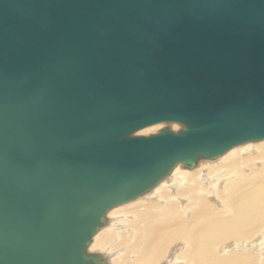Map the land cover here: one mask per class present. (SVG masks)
Instances as JSON below:
<instances>
[{"label": "water", "instance_id": "obj_1", "mask_svg": "<svg viewBox=\"0 0 264 264\" xmlns=\"http://www.w3.org/2000/svg\"><path fill=\"white\" fill-rule=\"evenodd\" d=\"M263 139L264 0H0V264H107L108 210Z\"/></svg>", "mask_w": 264, "mask_h": 264}, {"label": "bare ground", "instance_id": "obj_2", "mask_svg": "<svg viewBox=\"0 0 264 264\" xmlns=\"http://www.w3.org/2000/svg\"><path fill=\"white\" fill-rule=\"evenodd\" d=\"M257 141L192 168L176 164L149 190L108 210L87 252L116 264H264V139Z\"/></svg>", "mask_w": 264, "mask_h": 264}, {"label": "rangeland", "instance_id": "obj_3", "mask_svg": "<svg viewBox=\"0 0 264 264\" xmlns=\"http://www.w3.org/2000/svg\"><path fill=\"white\" fill-rule=\"evenodd\" d=\"M170 123V122H169ZM169 123H165V124H160V125H158V124H156V125H154L153 127H151V126H148L147 128H142V129H140L139 131H137L136 133H134V134H137V135H151V134H156V133H158L160 130H158V129H163L164 127L165 128H170V125H168ZM172 123V122H171ZM173 125H175V124H171V127L173 126ZM180 126V128L182 127L181 125H179ZM151 127V128H150ZM149 128V129H148ZM179 128V129H180ZM157 129V130H156ZM170 129H172V128H170ZM179 129H172L173 131H177V130H179ZM250 142H252V143H254V141H250ZM258 142V141H257ZM246 143H249V142H246ZM252 150H250V152H251ZM169 174V173H168ZM167 174V175H168ZM166 175V176H167ZM165 177V176H164ZM163 179V178H162ZM161 179V180H162ZM146 192V191H145ZM144 193V192H143ZM176 193V192H175ZM183 202L184 201H186L185 200V198L183 197ZM128 202H130V201H128ZM128 202H125V203H128ZM121 205H123V204H121ZM121 205H119V206H117V207H121ZM116 208V207H115ZM115 208H112V209H115ZM112 209H110L109 211H111ZM110 222L112 223L113 222V220H110ZM124 251V248L122 249V251L121 252H123ZM180 251H182V252H184V248H177L176 250H175V252H174V255H178L179 254V252ZM111 252H113V251H111ZM91 253H94V252H91ZM95 253H98V252H95ZM106 260V262L108 263V264H116V263H112V262H108L107 261V259H105ZM167 263H169V261H164V262H162V263H160V264H167Z\"/></svg>", "mask_w": 264, "mask_h": 264}]
</instances>
